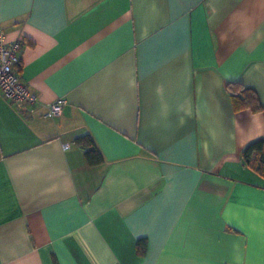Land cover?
Instances as JSON below:
<instances>
[{
  "label": "crops",
  "instance_id": "obj_1",
  "mask_svg": "<svg viewBox=\"0 0 264 264\" xmlns=\"http://www.w3.org/2000/svg\"><path fill=\"white\" fill-rule=\"evenodd\" d=\"M0 27L38 98L0 93V264H264V0H0Z\"/></svg>",
  "mask_w": 264,
  "mask_h": 264
},
{
  "label": "built area",
  "instance_id": "obj_2",
  "mask_svg": "<svg viewBox=\"0 0 264 264\" xmlns=\"http://www.w3.org/2000/svg\"><path fill=\"white\" fill-rule=\"evenodd\" d=\"M23 41H8L5 31L0 27V93L12 103H35L38 98L19 76L20 53ZM66 101L62 98L46 104V116L55 117L62 113ZM69 143L63 145L67 148Z\"/></svg>",
  "mask_w": 264,
  "mask_h": 264
},
{
  "label": "trees",
  "instance_id": "obj_3",
  "mask_svg": "<svg viewBox=\"0 0 264 264\" xmlns=\"http://www.w3.org/2000/svg\"><path fill=\"white\" fill-rule=\"evenodd\" d=\"M228 88L232 91V102L236 109L250 108L259 110L262 108L258 102L256 93L249 88L237 87L232 90L231 86H236L232 83H227ZM242 158L251 167L257 169L264 176V138H259L249 142L242 150ZM146 244L143 240L137 243V252L142 255L145 252Z\"/></svg>",
  "mask_w": 264,
  "mask_h": 264
}]
</instances>
